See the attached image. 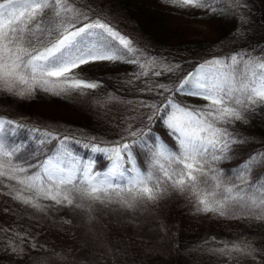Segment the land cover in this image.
Returning a JSON list of instances; mask_svg holds the SVG:
<instances>
[{"label":"trees","instance_id":"trees-1","mask_svg":"<svg viewBox=\"0 0 264 264\" xmlns=\"http://www.w3.org/2000/svg\"><path fill=\"white\" fill-rule=\"evenodd\" d=\"M262 1L241 0L237 7L234 0H208L205 7H189L181 21L171 24L162 0H79L78 7L87 5L90 16L103 17L142 49L144 56L138 63L107 62L97 69L72 73L86 83H96L93 89H70L60 94L35 90L24 97L0 91V121L4 122L0 138L9 151L15 149L13 163L32 174L34 169L29 165L38 171L45 160L59 155L68 164L90 163L92 173H103L112 168L114 157L93 151V147L127 143L135 165L159 178L162 173L159 165L154 166V158L160 142L177 153L179 144L164 123L167 116L163 111L151 117L140 114L141 100L158 94L164 101L169 95L147 91L148 81L169 80L173 86L182 73L194 72L213 56L228 57L236 52L264 56V33L252 32L253 25L260 22ZM202 20H212L215 31L199 34L187 22ZM152 57L156 64L174 70H162L157 76L152 66L141 69L140 65ZM173 96L182 105H206L190 95ZM229 106L237 107L242 118L215 124L226 135L216 137L215 148L208 146V167L241 187L240 177L264 183V103L247 109ZM135 124L136 135H126ZM121 155L123 167L130 168L128 155ZM213 155L219 159L212 160ZM159 164L170 172L175 167L164 157L159 158ZM245 164L247 171L240 170ZM17 175L23 178L24 173ZM0 179V264H264V219L199 212L185 195L171 188L155 201L131 209L115 198L106 204L85 202L83 208L40 198L38 202L45 209L39 211L14 199V191L9 194V185L17 190L23 185ZM22 195L35 193L22 191ZM241 239L255 249L250 256L220 251L225 244Z\"/></svg>","mask_w":264,"mask_h":264},{"label":"snow or ice","instance_id":"snow-or-ice-1","mask_svg":"<svg viewBox=\"0 0 264 264\" xmlns=\"http://www.w3.org/2000/svg\"><path fill=\"white\" fill-rule=\"evenodd\" d=\"M162 2L178 8H199L205 7L208 0ZM78 3L79 0H0V91L24 97L35 90L60 94L70 89H93L98 86L96 83H86L74 76L72 70L96 62H139L144 56L142 49L103 17L90 16L87 5L78 7ZM234 3L241 6V0ZM148 66H155L154 58ZM140 67L144 69L146 65ZM173 70L167 67L168 72ZM20 86L22 90L16 91ZM159 87L169 95L164 97L162 107H150L164 112L167 119L159 118L179 144L177 153L160 142L154 166L159 165L162 176L154 178L152 171L142 172L135 165L127 143L105 149L93 147V151H104L114 157L112 168L103 173H92L90 163L68 164L57 155L45 160L38 171L29 165L34 169L29 174L27 168L13 163L15 149L9 151L0 138V178L24 186L17 190L9 185V194L14 191V199L39 211L45 209L38 202L40 198L76 208H83L85 202L106 204L115 198L131 209L155 201L171 188L185 195L199 212L220 216L239 213L264 219V183L250 182L244 177H240L244 187L229 183L218 171L208 167L206 158L208 146L215 148L216 137L226 135L215 124L228 118H242L238 108L230 104L247 109L249 105L264 102V56L247 52L213 56L200 63L194 72L182 73L173 86ZM173 94L190 95L208 103L203 108L182 105L175 102ZM3 125L0 121V134L4 131ZM121 153H126L132 161L130 168L123 167ZM160 157L175 166L171 172L159 164ZM217 159L212 156V160ZM247 169L248 164L240 166L242 171ZM17 173H24L23 178ZM22 191H34L35 196H24ZM220 251L226 255L236 252L250 256L255 249L241 239L230 246L225 244Z\"/></svg>","mask_w":264,"mask_h":264},{"label":"rangeland","instance_id":"rangeland-1","mask_svg":"<svg viewBox=\"0 0 264 264\" xmlns=\"http://www.w3.org/2000/svg\"><path fill=\"white\" fill-rule=\"evenodd\" d=\"M247 2H249L250 0H246ZM163 3V2H162ZM260 5L262 6L261 8V13H260V18H259V23L258 25L254 24L253 25V28L252 29V32L254 33H258L259 34V31L263 34L264 33V0L260 3ZM163 7H167L168 10H167V16L169 18V20L171 21V24H176V22L178 21H181L183 19V15L185 14L186 11H188L189 7L187 8H178V7H173V6H170L169 4H166V3H163ZM188 23H191L192 25L195 26V28H197L199 30V34L200 32H202L203 30L205 31H208V30H212V31H215V29H213L212 27V20H202V21H187ZM257 22V21H256ZM258 26V27H257ZM259 29V30H258ZM195 32H196V29H195ZM195 32L192 36L195 37ZM250 32V31H249ZM249 34V33H248ZM258 35H255V38H257ZM261 37V36H260ZM247 38V37H246ZM252 44V43H251ZM251 50V49H250ZM154 57H152L151 59L145 61L144 65H146L145 68H147L148 66V62L153 60ZM155 60V58H154ZM156 60H155V64H156ZM107 62H96V63H89L87 65H83L79 68H76V69H73L72 70V73L73 72H78L84 68H91V69H97L99 66L105 64ZM175 65V64H174ZM176 67L179 66V62L176 63L175 65ZM174 66V67H175ZM167 67H169V65L165 66V65H158L156 64L154 67H153V73L155 74L156 72H160V71H165V69L167 70ZM172 67V66H171ZM171 83H169V80L165 81V82H160L158 80H155V81H148V85H147V91H154V90H157V91H160V93L163 92V89H161L159 87V85H165V86H170ZM195 101L197 102H201L203 104H207L208 102L200 99V98H197V97H193ZM259 104H263L264 102H258ZM162 104V100H159L158 99V94H154L153 96L151 97H148V99L146 100H141V102L138 103L139 105V108L142 109L141 113L140 114H143L144 117H151L152 115H154V113H156V109L154 108H151L150 105H156L158 108H160ZM124 107H126L127 105L124 104L123 105ZM131 107H129V111L132 112L130 109ZM139 108H136L138 109L139 111ZM134 110V109H133ZM133 128L130 129L126 135H128L130 132H135L137 133V124H135L134 126H132ZM126 154V153H124Z\"/></svg>","mask_w":264,"mask_h":264}]
</instances>
